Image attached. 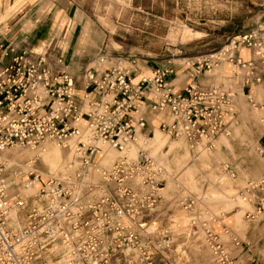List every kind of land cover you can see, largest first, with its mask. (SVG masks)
Returning <instances> with one entry per match:
<instances>
[{
    "label": "built area",
    "instance_id": "built-area-1",
    "mask_svg": "<svg viewBox=\"0 0 264 264\" xmlns=\"http://www.w3.org/2000/svg\"><path fill=\"white\" fill-rule=\"evenodd\" d=\"M240 47L253 58H239ZM227 48L194 62L192 79L228 60L243 70L246 82L264 84V32L236 36ZM108 59L107 54L99 56L79 80L62 59L34 57L28 51L0 66V264H166L173 239L169 231L152 229L166 186L164 168L144 150L136 160L124 156L110 168H99V144L124 152L139 133L153 132L151 123L158 119V129L197 146L226 131L223 107L232 94L223 85L201 88L194 80L177 94L170 82L176 70L171 65L154 67L151 77L135 84L131 69L121 63L110 66ZM79 83L86 91L82 99L76 95ZM72 138L76 162L64 173L45 181L40 173H31L30 184L41 185L38 193H12L16 182L8 181L14 166L7 150L35 151L51 142L70 148ZM259 151L262 180L247 190L259 189L254 205L260 214L264 146ZM194 204L193 199L182 201L186 210ZM192 225L196 228L195 218ZM202 226L215 264H241L211 224ZM231 243L245 247L237 237ZM250 264L259 262L251 256Z\"/></svg>",
    "mask_w": 264,
    "mask_h": 264
},
{
    "label": "rangeland",
    "instance_id": "rangeland-1",
    "mask_svg": "<svg viewBox=\"0 0 264 264\" xmlns=\"http://www.w3.org/2000/svg\"><path fill=\"white\" fill-rule=\"evenodd\" d=\"M80 5L91 26L90 38L94 40L91 63L107 54L110 66L122 63L121 67L131 69L133 75L144 66L185 68L209 59L229 46L236 36L258 29L264 10L260 0H82ZM216 68L210 75L220 79L223 74ZM259 88L264 91V87ZM234 91L237 93L232 105L243 104L250 117L241 136L229 137L233 151L222 146L221 153H216L218 137L209 147L197 145L191 149L185 140L155 129L148 136L139 133L138 143L126 153L136 160L140 150L147 151L174 178V186L169 184L163 191V201L152 226L153 230L169 231L173 239L166 264H215L206 244L204 222L211 224L222 241H230L223 230L227 227L245 243V251L241 249L233 255L241 257L250 248L246 254L264 264V211L259 214L254 205L260 191L246 189L250 183H260L263 176L258 139L264 135V122L257 121L252 113L255 108L264 107V97L251 103L248 98L240 99L238 89ZM241 113L240 105L231 115L233 121L239 120ZM220 138V143L229 145L226 135ZM216 148L219 149V144ZM15 149L19 156L15 159L23 160L12 169L15 175L9 176L8 181L16 182L11 184L12 193L20 191L25 197H34L39 190L38 184H29L31 173H40L47 180L61 174L71 161L70 148L51 145L34 164H30L36 157L34 153L19 148L10 150ZM105 150L108 159L104 167L124 156L109 147ZM163 178L167 179L165 173ZM24 180L28 181L25 186L21 183ZM187 198L195 202L191 210L182 205ZM193 218L196 228L192 225Z\"/></svg>",
    "mask_w": 264,
    "mask_h": 264
},
{
    "label": "crops",
    "instance_id": "crops-1",
    "mask_svg": "<svg viewBox=\"0 0 264 264\" xmlns=\"http://www.w3.org/2000/svg\"><path fill=\"white\" fill-rule=\"evenodd\" d=\"M81 1L82 0H0V66L9 64L15 56L20 55L23 51H28L32 53L34 57L48 55L53 61L55 59H62L65 66L68 68V72L76 79L77 77L79 79L85 68L92 64V53L94 51V49H92L94 40L92 37L90 38L91 26L87 15L81 10ZM260 5L264 9V0H260ZM257 25L258 29L256 30L264 32V10ZM225 49L228 48L226 47ZM10 50L14 52H10ZM7 54H9V56H7ZM237 56L244 61H249L253 58L251 51L244 47L238 49ZM223 63L225 64L219 66ZM219 65L216 70L223 74L220 79L219 77L216 78V75H210L213 70L210 73L202 74L198 78L192 79V69H190L189 65L185 68H183V66H176L175 75L170 79L173 91L177 94L182 93L189 84L193 83V80L201 88L223 85V87L232 94L230 103L223 107L224 112L227 113L225 119L227 128L226 132L215 141L216 153H221L222 146L233 151V145L229 137L241 136V130L246 127V122L250 117L249 111L243 104L239 103L242 113L241 116H239V120L233 121L231 115L235 114V110L240 108V105L237 103L232 105L233 97H235L237 93L234 89L236 88L239 90L240 99L248 98L251 103L255 101L260 102L264 97L263 89L259 88L264 87V84L257 85L255 82H246V76L243 70L236 67L228 60ZM235 68L238 69V71ZM144 70H148L152 73L153 68L147 66L141 67L140 71L133 75V83L134 80L136 81L135 84H138L142 80ZM182 77H184V79H182ZM85 94L86 91L83 85L79 83L76 90L77 97L82 99ZM150 99L153 101L157 100L152 95ZM254 107H256V105ZM252 115L257 121L264 122L262 120L264 118V107L260 109L255 108ZM151 124L156 126L155 129H158L157 125L159 124V120L154 119ZM223 135L227 136L229 145L220 143V137ZM216 144H219V149L216 148ZM258 144L264 146V135L259 137ZM104 152H106L105 155L101 153L96 159L99 162V167L110 168L113 164L110 167L103 166L104 161L108 159V153L105 149ZM115 162L116 161L113 163ZM165 174L167 176V179L165 178V189H168L169 184H173L174 186V178L172 179V176H169L167 172H165ZM226 228L224 227L223 230L225 235H228L230 238L228 243L223 241L226 246L233 254L241 251V249L244 250L246 247L237 249L233 246L231 237L237 236ZM215 234L222 241L221 236L217 233ZM244 251L243 253L245 254H242L241 257L238 256L240 260L244 258V255H247L246 253L250 252L249 249H247L246 252ZM241 264H250V256L247 255V257L241 260Z\"/></svg>",
    "mask_w": 264,
    "mask_h": 264
},
{
    "label": "bare ground",
    "instance_id": "bare-ground-1",
    "mask_svg": "<svg viewBox=\"0 0 264 264\" xmlns=\"http://www.w3.org/2000/svg\"><path fill=\"white\" fill-rule=\"evenodd\" d=\"M122 64V63H121ZM152 76V74L150 73V75H145V74H143V76L142 77H151ZM134 83H136V81L134 80ZM158 126H159V124L157 125V128H158ZM160 130V129H159ZM160 131H162V130H160ZM163 132V131H162ZM226 132V131H225ZM224 132V133H225ZM164 133V132H163ZM224 133H222V134H224ZM164 134H166V133H164ZM221 134V135H222ZM166 135H168V134H166ZM220 135V136H221ZM169 136V135H168ZM219 137V136H218ZM217 138V137H216ZM215 138V139H216ZM138 139H139V137L137 136V141H136V143H134V144H131V145H129L128 146V148H127V150L126 151H124V152H120V153H123L124 154V156H126V157H128L129 158V156H128V154H126L127 152H128V150L132 147V146H134V145H136L137 143H138ZM179 139H183V140H185L186 141V143H188L187 142V140L185 139V138H179ZM215 139H211V140H209V139H207V138H203L202 139V141L199 143V145H198V147L197 148H199L200 146H205V147H209L208 145L211 143V141H213V140H215ZM75 139L74 138H72V139H70L69 140V142H68V145L70 146V150L73 148V146H74V144H75ZM71 143H73V145L71 146ZM204 143H205V145H204ZM51 145H56V146H58V147H62V146H59L57 143H53V142H51V143H47V144H45L42 148H40V149H38V150H35V151H32V150H26V151H29V152H32V153H34L35 155H36V157H35V159L34 160H32V162L30 163V164H34L35 162H37V160H39V158H40V154H42V153H44V152H46V150H47V148L49 147V146H51ZM100 145V147L103 149V154L105 155L106 154V152H104V149H105V147H109L108 145H105V144H99ZM188 145L190 146V144L188 143ZM191 147V146H190ZM110 148V147H109ZM111 149H113V148H111ZM191 149H193V147H191ZM210 149V148H209ZM114 150H116V149H114ZM16 151H18V150H13V151H11V150H7L5 153H6V155H8V156H11L10 157V163L11 164H13L12 166H14V167H16V165H18L19 164V162H22V160L23 159H15V157H17L18 155L16 154ZM118 151V150H117ZM101 154V153H100ZM124 156H122V157H124ZM19 157V156H18ZM151 157V156H150ZM130 159V158H129ZM71 162H76V160H75V156H74V153L72 152V154H71V161L67 164V166H69V164L71 163ZM114 164V163H113ZM67 166H65L64 167V170H63V172L62 173H64V171H65V168L67 167ZM98 167H99V165H98ZM99 168H101V167H99ZM165 171V170H164ZM61 173V174H62ZM99 172H98V170L97 171H95V176H98L97 174H98ZM165 173V172H164ZM165 179V178H164ZM28 182V181H27ZM27 182H22V184L25 186V185H27L26 183ZM30 184V183H29ZM252 184H254V183H252ZM250 187V185L246 188V189H248ZM243 200L244 201H249V202H251L250 200H248L247 198H244L243 197Z\"/></svg>",
    "mask_w": 264,
    "mask_h": 264
},
{
    "label": "trees",
    "instance_id": "trees-1",
    "mask_svg": "<svg viewBox=\"0 0 264 264\" xmlns=\"http://www.w3.org/2000/svg\"><path fill=\"white\" fill-rule=\"evenodd\" d=\"M45 181V180H44ZM41 185H39L38 187H40Z\"/></svg>",
    "mask_w": 264,
    "mask_h": 264
}]
</instances>
